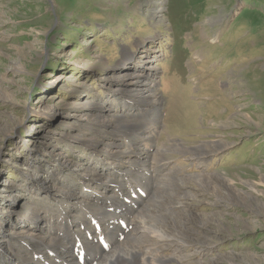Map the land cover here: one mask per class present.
I'll return each instance as SVG.
<instances>
[{
	"label": "rangeland",
	"instance_id": "1",
	"mask_svg": "<svg viewBox=\"0 0 264 264\" xmlns=\"http://www.w3.org/2000/svg\"><path fill=\"white\" fill-rule=\"evenodd\" d=\"M146 57L155 120L120 77ZM135 137L148 165L128 187ZM225 177L242 194L227 207L213 187ZM106 205L128 229L90 231L106 253L89 254L83 226ZM0 207V264H61L40 249L61 224L82 255L66 245L63 264H142L151 249L159 264H264V0H0ZM150 212L176 244L133 235Z\"/></svg>",
	"mask_w": 264,
	"mask_h": 264
},
{
	"label": "bare ground",
	"instance_id": "2",
	"mask_svg": "<svg viewBox=\"0 0 264 264\" xmlns=\"http://www.w3.org/2000/svg\"><path fill=\"white\" fill-rule=\"evenodd\" d=\"M147 58L148 57H146V59L143 60V65L140 66V67H138L137 73H135V74H122L120 76V77H122V79H124L126 81L125 82V85L123 84L122 87L124 88V91L126 93H128V96H129L128 99H131V101L135 102V104L141 105V107H143V110H142L143 113L138 115V117L140 119H144L145 117H150V118L152 117L154 119L156 117V114H158V108H159V105H160L159 104V97L157 96V94L153 90H151L152 89V84H151L152 83V76L151 75H152V71L155 70V69L153 68L154 66H151L150 61H148ZM146 106H148V108L147 109H144ZM136 110L139 111V109H137V107H135L134 111L131 110L130 112H135ZM103 115H105V114H103ZM107 118H110V116H107ZM107 118H106V115H105V117H102L99 120L98 125H100V124H109L110 123L109 121L111 119H113V120L116 119L113 116L110 119H107ZM120 122L119 121L116 122V125H118V124L120 125ZM122 124L125 127H129L131 125V126H133L135 128V130H138V126L135 125V123H132V124H130V123H128V124L122 123ZM139 134H141V133H139ZM141 135H144L146 140H151L150 136H148L146 134H141ZM136 137H138L139 139H141L140 135H137ZM136 137H135L134 141L131 142V143H133L132 144V151H131V153H133L132 154V157H131V153H128L127 151L125 153H122V154H126L127 155L126 158H125V161H124V163H126L127 165L125 166L126 169L124 171H121V173H119V174H121L119 177L121 178L120 180H126V183L128 184V187L129 186L131 187V186H139L140 185V182L137 180V178L135 177V175H136V173H139L141 171H145V169H146V167L148 165V161L147 160L143 161V160H139L138 158H135L136 153L133 152V151L136 150V147L138 146V144L135 142L138 139ZM122 151H124V150H122ZM133 155H134V157H133ZM198 156H199V154H198ZM130 157H131V159H130ZM163 170H164V167H163ZM160 173H162V165L160 166V168H158L156 174H160ZM45 180H50L51 181L50 178H46ZM114 180H116V179H114ZM51 184H53V183L51 182ZM117 184H119V182ZM53 186H54V184H53ZM213 187H215V188L218 189L217 191H215V193H216V197L215 198H217L216 199V203L217 204L218 203H222V204H224L225 207L230 206V205H233V204H236V199L239 200L242 197V194L239 193V190L238 189H235L233 187V185L231 186L230 183H229V181H227V178L226 177H225V179H221L218 182H215V184H214ZM126 188H127V186L125 185V183L119 184V189H117L116 196H111L112 198H109V199H111V201H115L114 204H112V206H115L116 208L119 209L120 199H122V198L127 199V198L130 197V194H127L129 191L127 193L122 192L123 191L122 189H126ZM141 189L143 190V188H141ZM65 193L66 192H64L63 189H62L57 194L58 195H61V194H64L65 195ZM245 198H246V196H245ZM183 199L185 200V201H183V203H186V202H188L190 200V199L188 200V198H186V197H183ZM135 200H137V199H135ZM242 200H244V199H242ZM133 207H135V206H133ZM108 208L109 207L107 205L106 206H103V208H98V209L96 208V210H97L95 212V218L96 219H93L92 221L88 222V224H86V225L83 226V228L85 229L84 238L86 239V241L88 243V247L90 246V249H88V253L89 254H90V252L92 250L96 251V253H97L98 256L100 255V253L104 256V254L106 253V252H102V251H100L98 253V251H99L98 249L99 248H96L95 246L92 247L93 244H94V241L93 240L96 239V237H93V240H92V237L90 236L91 238H89V239H91V240H89L86 236L90 235V231H92V232H94V231H97V232L98 231H101L102 226L105 223L110 222V224L112 226L110 228H108V226L105 227V228L103 227V232H105V236L108 238V240L110 239L111 242L112 241L113 242L116 241V239L118 238V236H116L114 233H115L116 230H118L119 227L116 226L114 220L120 218V216L117 214V211L118 210L111 212V211H108L107 210ZM156 208H158V207H156ZM1 210H2V207H0V211ZM130 212H132V211H129L128 213H130ZM146 212H149L148 209L146 210ZM153 219H156L157 220V217L154 214H152L151 212L149 214H147L146 218L144 217L142 219V221H143L142 227L141 228H138V226H137L136 228H134L133 235H139V237H137L139 240H141L140 238H144L143 239L144 241L145 240L146 241L149 240L150 242L151 241H157V242H159V241H166L167 242V238H169V239H171L170 242H174L176 244L177 240H174V233H169V237H167L166 234L163 232L162 229L159 230V231L158 230H155V222H156V220L152 221ZM188 221H190V220H188ZM110 224H109V226H110ZM61 225L63 226V228L60 229V232L65 231V235H66V231L69 229V225H67V224H61ZM145 229H148V232L147 233H141V231H143ZM165 229H166V227H165ZM174 229H175V226L172 229V231ZM173 232H175V231H173ZM193 232L194 233H197L199 235L205 234V232H202L201 230H197V229H193ZM147 234L148 235H151L150 236L151 238L149 237L150 239L147 238ZM44 237H46V236H44ZM137 238H135V239H137ZM67 239H68L67 241H63V239H60V238L57 239V237L55 236L51 240V243L50 244L49 243H46V244L43 243L41 245L40 249H44L45 248L46 251L50 250V251L54 252V255H55V258L54 259L59 260V261L62 260L63 262H65L64 258L63 257H59L58 256V252H56V251L57 250H62L64 253L68 254V252H66L67 251L66 245H71V247H73L72 244H75L76 242H79V239L80 238L77 239L76 236L75 237L72 236L71 238L67 237ZM0 240H2L1 237H0ZM89 241H91L92 243H90ZM194 243L195 242L192 240V245ZM171 245H172V243H171ZM5 246H6V248H7V246L8 247L10 246L7 240H6ZM43 246H44V248H43ZM100 246H102V245H100ZM166 246L167 245H165V248H166ZM205 246L206 245H204V248H205ZM11 251H13V249ZM12 253H15V252L13 251ZM37 253L40 254L39 251ZM115 254H117V252ZM140 256H142V259L145 260V261L140 260V262L142 264L145 263V262H151V264H152V262L155 263V264H159V262H162L163 260H166L165 257H162L161 258L160 256H157L152 249H151L150 255L149 254L147 255L146 253H143L142 254V252H141ZM22 259L23 260H21V262H23L25 264H29L30 263L29 261L25 260L26 258L23 257ZM51 261H52V259H51ZM62 261H61V264H63ZM52 262L54 264L55 260H53ZM50 263H51L50 261L49 262L46 261V264H50ZM74 264H77V263L75 262Z\"/></svg>",
	"mask_w": 264,
	"mask_h": 264
}]
</instances>
